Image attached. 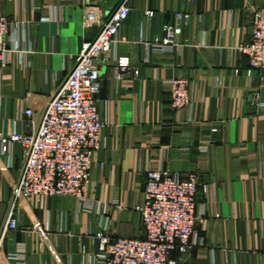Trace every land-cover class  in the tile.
Returning <instances> with one entry per match:
<instances>
[{"label":"crops","instance_id":"obj_1","mask_svg":"<svg viewBox=\"0 0 264 264\" xmlns=\"http://www.w3.org/2000/svg\"><path fill=\"white\" fill-rule=\"evenodd\" d=\"M120 1L0 0L12 22L10 62L0 64V234L27 160L22 143L3 151L1 138L37 131L40 111ZM260 6L264 0H129L131 15L102 64L104 127L86 202H23L18 228L2 239L0 264H101L98 233L144 238L135 207L152 170L200 177L198 224L189 252L174 253L179 264H264V106L252 97L259 90L264 102V71L240 51ZM89 7L97 17L86 25ZM177 13L190 15L181 45L155 51ZM119 58L137 74L117 81ZM178 78L191 83L190 108H172L169 82Z\"/></svg>","mask_w":264,"mask_h":264},{"label":"built area","instance_id":"obj_2","mask_svg":"<svg viewBox=\"0 0 264 264\" xmlns=\"http://www.w3.org/2000/svg\"><path fill=\"white\" fill-rule=\"evenodd\" d=\"M153 12L147 16L152 17ZM131 15L129 0H121L105 18L97 23V37L84 43L74 67L53 94L45 108L37 131L32 135L13 133L1 138L3 151L14 143H22L27 160L13 190V203L1 229L2 239L18 228V211L23 202L48 197H74L86 202V189L91 178L93 154L100 145L101 120L98 96L102 90V64L120 41V31ZM96 10L89 7L86 25L95 23ZM190 15L177 13L175 23L165 26L164 36L154 46L161 53L174 51L181 45L182 23ZM12 22L0 11V64L10 62ZM241 53L255 71H264V6L253 10L250 39ZM136 75L130 59L119 58L115 79L121 81ZM173 109L192 106L191 83L186 79L169 82ZM256 107L264 106L259 90L253 92ZM25 114L33 118L32 108ZM201 186L196 173L181 175L168 170L147 173L143 201L135 207L139 213L144 238H109L98 233L97 257L101 264H179L174 253L185 255L192 247L198 217L197 194ZM12 258V257H11Z\"/></svg>","mask_w":264,"mask_h":264}]
</instances>
